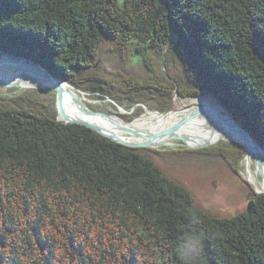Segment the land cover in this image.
I'll use <instances>...</instances> for the list:
<instances>
[{
    "label": "trees",
    "instance_id": "obj_1",
    "mask_svg": "<svg viewBox=\"0 0 264 264\" xmlns=\"http://www.w3.org/2000/svg\"><path fill=\"white\" fill-rule=\"evenodd\" d=\"M106 38L123 51L135 42L148 75L101 64ZM151 49L182 70L175 81ZM0 52L120 104L164 112L177 89L215 95L264 146V0H0ZM153 150L65 124L25 93L0 96V264H264V194L213 215ZM154 152L220 156L234 171L242 154Z\"/></svg>",
    "mask_w": 264,
    "mask_h": 264
},
{
    "label": "rangeland",
    "instance_id": "obj_2",
    "mask_svg": "<svg viewBox=\"0 0 264 264\" xmlns=\"http://www.w3.org/2000/svg\"><path fill=\"white\" fill-rule=\"evenodd\" d=\"M135 46L136 43L133 42V44L130 45V47L126 51H123L116 46L114 40L111 41L110 39L106 38L105 40H103L100 49L101 64L104 63L105 65L119 67L123 69L125 72L129 74H133L138 77L147 76L148 75L147 65L144 62L142 56L136 53V50L134 49ZM167 48H169V45L167 46ZM167 48L165 50L164 57L167 56L168 53ZM2 54L3 53L0 52V55ZM150 54L155 58V61H161L160 63L162 64L163 72H165L166 76L170 80L175 81V79L171 75L172 73H178L180 69L178 68V72H175L176 70L171 66L168 70L166 62L165 65L163 64L165 58L162 59V52L160 50L151 49ZM18 69H23V67H20ZM169 71L171 72V74L169 73ZM181 72L182 70L180 71V73ZM20 84L19 85L0 84V96H17L22 93H25L34 100H42L43 102L48 104L51 111L57 112V94H56V90L53 89V87L43 88L41 86H37L33 84H31L30 86L28 85L22 87ZM75 88L77 90L82 91L86 95L87 98L86 103L88 104L89 109L104 111L110 115L118 114L122 116L125 120L130 122L145 117L149 112H154V113L155 112L165 113L167 111L169 112L172 110V107L176 99L179 100L181 99L182 101L188 102L194 98L203 96L207 98H212L211 101L214 102L215 105L219 106L217 100L211 94L201 95L197 97H183L180 95L177 89L174 93L171 107L166 111L161 112L157 110L158 109L157 106H159V104L155 100H151L150 102L145 104L143 103L136 105H132L128 103L120 104L117 101L113 100L112 98L104 97L99 93L93 91H84L77 87ZM219 108L221 109L220 106ZM224 115L227 116V113L225 112ZM100 116L103 117L101 114H98L97 117ZM230 127L231 126H227V128ZM213 128H215V126ZM222 128L223 130H226V128H224L223 126ZM230 132H233L234 134L228 138L224 137L216 142L206 140L203 141L201 144H205L207 141H209L210 143L213 144H210L209 146L206 147L214 146L217 144H223L227 148L228 147L234 148L235 146H239L242 154L240 153L241 155L240 160L236 158L235 171L229 165L228 159L222 158L220 156L219 157L209 156L211 158H205L200 161L198 160L194 161V158L187 157V155L184 156V154L179 155L180 159H174L173 155L162 156L154 152V150L181 151L184 148L200 149V150L202 148H206L205 146L198 148L188 147L181 137H177V136L174 137L173 142L170 144H166V145L155 144V146L149 147L154 149L149 153L154 159V161L160 167H162L169 175H171L178 181L182 182L183 184L187 185L191 190V192L193 193L194 197L196 198L197 203L200 206L204 207L211 214L220 217H230L239 212L249 209L250 199H252L255 194H261L260 192H263L258 188L256 189L254 183L245 177V172H248L249 170V166L247 165L245 160V149L244 146L240 142L236 141L234 138L235 135L241 136V133L239 131H237L238 134L235 133L234 131H230ZM154 140L156 143L157 139ZM188 144L191 146L195 145L192 144L191 142H189ZM230 162L232 166H234L232 160H230ZM252 168L254 169L253 166Z\"/></svg>",
    "mask_w": 264,
    "mask_h": 264
},
{
    "label": "bare ground",
    "instance_id": "obj_3",
    "mask_svg": "<svg viewBox=\"0 0 264 264\" xmlns=\"http://www.w3.org/2000/svg\"><path fill=\"white\" fill-rule=\"evenodd\" d=\"M4 58V56L1 57L0 62L5 60ZM13 65L14 63L0 66V81L16 82V85L21 83L22 87L30 86L31 84L43 88L52 87V85L50 86L51 80L34 65L27 66L26 63L23 66H17L15 69ZM20 67H23V69H18ZM63 93L62 117L64 119L90 121L98 125L106 133L133 144L144 143L153 138L154 144L166 145L172 143L173 138L177 136L186 138L188 143L191 142L198 145L206 140L216 142L224 137L228 138L234 134L230 131L238 134L235 127L224 118L226 117L224 115L225 111L215 105L211 101L212 98L202 96L188 102L176 99L171 111L165 113L149 112L145 117L130 122L118 114L111 116L101 114L104 118L101 116L97 117L98 114L92 113L91 109L88 108L86 95L82 91L77 90L72 84L64 83ZM74 94L78 97L74 96ZM227 116L229 117L230 115L227 113ZM177 124L180 125L177 126ZM221 125L226 130H223ZM214 126L215 128H213ZM227 126L231 127L227 128ZM170 129H174L172 133L160 135L161 132ZM241 136L235 135L234 138L245 149V160L249 166L248 172H245V177L254 183L256 189L258 188L264 192V165L258 164L251 146ZM154 139H157L156 143ZM206 143H209V141ZM261 157L264 161V152L261 153Z\"/></svg>",
    "mask_w": 264,
    "mask_h": 264
},
{
    "label": "water",
    "instance_id": "obj_4",
    "mask_svg": "<svg viewBox=\"0 0 264 264\" xmlns=\"http://www.w3.org/2000/svg\"><path fill=\"white\" fill-rule=\"evenodd\" d=\"M3 56L5 57L4 58L5 60L0 62V66H5V64H10L11 65V63H14L13 68L15 69L17 66H23V65H25L27 63V66L28 65H34L35 67H37L39 71H41L45 76H47L48 79L51 80L50 86L52 85L53 89L56 90V94H57V118H58V120L64 122L65 124L77 123V124H81V125L87 126V127L91 128V129L95 130L99 134H101L103 136H106V137L110 138L113 141L122 143V144H124L126 146H129V147H136V148H147L148 147L149 148V147L155 146V144L153 143L154 142L153 138L151 140L149 139L147 142H144V143H135V144H133V143L125 142L122 139L116 138V137L106 133L98 125H96V124H94V123H92L90 121L83 120V119H64L62 117L63 97H64L63 84L64 83H69V82H67V81L55 76L50 70L45 68L40 63L35 62L34 60H28L27 58L20 57V56L14 55V54H8L6 52H4L2 55H0V58L3 57ZM163 64L165 65V61H163ZM0 83L4 84V85H16V82L0 81ZM74 96L78 97L76 94H74ZM212 96H214V98L217 100V102L219 103V106L226 113H228V115H230L229 117L226 116L224 118L233 127H235V129L237 131H239L242 134L243 138L246 140V142L251 146L252 150L254 151L258 164L263 166L264 165V161L262 160L261 153L264 152V146H262L260 144V142L257 140V138L254 135H252L249 130L245 129L242 125L237 123V121L232 117L231 113L225 108L223 103L215 95H212ZM91 111H92V113H98V114H103L105 116H111L110 114H108V113H106L104 111H97V110H91ZM59 115H60L61 118L59 117ZM179 125L180 124H177V126H179ZM173 130L174 129L166 130L164 132H161L160 135L172 133ZM182 140L185 142V144L188 147H195V148L203 147V146L206 147V146H209L210 144H213V143L209 142V143H205V144H198V145L191 146V145L188 144V141H187L186 138L182 137ZM260 193L264 194V192H260Z\"/></svg>",
    "mask_w": 264,
    "mask_h": 264
}]
</instances>
